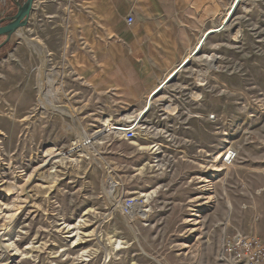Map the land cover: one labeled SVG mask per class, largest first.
Returning <instances> with one entry per match:
<instances>
[{
	"label": "rangeland",
	"instance_id": "1",
	"mask_svg": "<svg viewBox=\"0 0 264 264\" xmlns=\"http://www.w3.org/2000/svg\"><path fill=\"white\" fill-rule=\"evenodd\" d=\"M226 1L200 50L214 59L192 58L162 87L134 138L108 134L56 161L109 115L69 72L62 0L32 19L61 99L0 105V264H224L225 233L264 238V0Z\"/></svg>",
	"mask_w": 264,
	"mask_h": 264
},
{
	"label": "crops",
	"instance_id": "2",
	"mask_svg": "<svg viewBox=\"0 0 264 264\" xmlns=\"http://www.w3.org/2000/svg\"><path fill=\"white\" fill-rule=\"evenodd\" d=\"M50 1L34 0L26 26L9 39L0 36L1 107L34 112L35 96L47 95L54 76L60 75L43 74L47 48L30 28ZM60 6L68 22L62 47L74 44L69 72L90 89L96 113L103 116H114L117 107L126 111L140 106L186 60L200 36L209 31L206 44L219 32L214 28L229 9L226 0H62ZM15 11L13 0H0V19Z\"/></svg>",
	"mask_w": 264,
	"mask_h": 264
},
{
	"label": "built area",
	"instance_id": "3",
	"mask_svg": "<svg viewBox=\"0 0 264 264\" xmlns=\"http://www.w3.org/2000/svg\"><path fill=\"white\" fill-rule=\"evenodd\" d=\"M126 23H132L131 16L126 18ZM124 117H127V115ZM142 119L130 118L127 120L123 118L113 121L112 116L109 115V120L115 127L114 129L104 131L103 122L93 124L94 129L92 132L90 134L84 132V136L80 137L77 145L73 147H89L95 143V139L103 132H107V136L108 134L114 136L117 134L122 135L125 139H132L138 134ZM226 158H230L229 155ZM219 259L224 264H264V238L255 234L246 235L239 231L225 233L221 240Z\"/></svg>",
	"mask_w": 264,
	"mask_h": 264
},
{
	"label": "bare ground",
	"instance_id": "4",
	"mask_svg": "<svg viewBox=\"0 0 264 264\" xmlns=\"http://www.w3.org/2000/svg\"><path fill=\"white\" fill-rule=\"evenodd\" d=\"M250 3V2H249ZM247 4V3H246ZM221 26H223V22H222V24H221ZM208 33H209V31H206L202 36H200V40H199V42H198V44L196 45V47L189 53V55H188V57L186 58V60L185 61H183V63H181L177 68H176V70L167 78V79H165V80H163L159 85L160 86H158L151 94H150V96H149V99L146 101V105H145V107L143 108V110H140L137 114H135V115H127L128 117H130V118H136V119H142L144 116H145V113H147L148 111H149V109L151 108V105H152V102H153V99H154V96L156 95V94H158L160 91H161V89H162V87H165L166 86V84L168 83V81L170 80V79H172L173 78V76H175V74L178 72V71H180L185 65H187L190 61H191V59L192 58H196L198 55V57H199V59H200V57H203V58H205V59H212V57L211 56H209V55H205V54H203L200 50L202 49V46H203V44H204V42H205V39L203 40V38L206 36H208ZM205 37V38H206ZM197 57V58H198ZM196 58V59H197ZM198 60V59H197ZM210 61V60H209ZM205 62H207V61H205ZM212 62V61H211ZM208 63V62H207ZM53 72V71H52ZM55 73H57V72H55ZM53 77V76H52ZM55 76H54V78H53V82L52 83H50L49 84V87H48V92H47V95H45V97L47 96L48 98H49V100L51 101H55V102H58V100H60L61 99V97H60V95H59V90L57 89V86L55 85ZM54 109H56V107L54 106ZM56 110H58V111H60L61 113H63V114H65V115H68V116H70L69 114H67V113H65L61 108H57ZM132 113V112H131ZM102 121V120H101ZM103 125H104V131H110V130H112V129H114L115 127L113 126V124L111 123V121L109 120V118L107 117V118H105L104 120H103ZM70 127L69 126H67L66 127V129H67V131H70V129H69ZM141 128V127H140ZM143 128V127H142ZM100 137V138H99ZM99 137H97L96 138V140H98L99 141V139H101V140H103V139H105L106 137H107V132H103ZM72 143H75V142H72ZM152 147H153V145H152ZM53 148V147H52ZM76 148V147H75ZM74 147L73 148H71V146H70V148L68 147V149H66V150H64V151H59V152H56V154L55 155H53V161H56L55 159L56 158H60V157H62V158H65L66 156H68V154L69 153H74L73 152V150L75 149ZM78 151V150H77ZM54 154V153H53ZM51 157V156H50ZM49 160V159H48ZM52 162V161H51ZM47 164H49L48 163V161L47 162H43V164H41L40 166H45V165H47ZM51 168H52V166H50ZM108 187L110 188V186H109V184H108ZM8 190V189H7ZM139 211V210H138ZM140 211H143V210H140ZM10 245V244H9ZM8 246V245H7ZM28 247H30V246H28ZM14 248V247H13Z\"/></svg>",
	"mask_w": 264,
	"mask_h": 264
},
{
	"label": "water",
	"instance_id": "5",
	"mask_svg": "<svg viewBox=\"0 0 264 264\" xmlns=\"http://www.w3.org/2000/svg\"><path fill=\"white\" fill-rule=\"evenodd\" d=\"M33 1L34 0H13L16 11L12 15H7L0 19V36H5L9 39L19 28L26 26ZM231 12H233V10ZM230 16L231 15L227 17L225 23L229 20Z\"/></svg>",
	"mask_w": 264,
	"mask_h": 264
}]
</instances>
